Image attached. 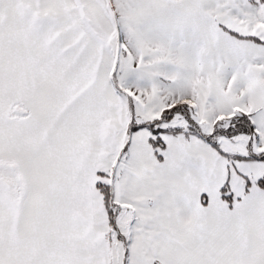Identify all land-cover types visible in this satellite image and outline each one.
<instances>
[{
    "label": "snow or ice",
    "instance_id": "1",
    "mask_svg": "<svg viewBox=\"0 0 264 264\" xmlns=\"http://www.w3.org/2000/svg\"><path fill=\"white\" fill-rule=\"evenodd\" d=\"M0 264H264V0H0Z\"/></svg>",
    "mask_w": 264,
    "mask_h": 264
}]
</instances>
